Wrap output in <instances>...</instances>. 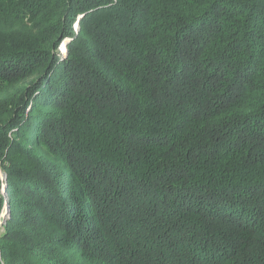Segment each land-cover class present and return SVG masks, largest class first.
Instances as JSON below:
<instances>
[{"label": "trees", "instance_id": "1", "mask_svg": "<svg viewBox=\"0 0 264 264\" xmlns=\"http://www.w3.org/2000/svg\"><path fill=\"white\" fill-rule=\"evenodd\" d=\"M0 169V264H264V0H0Z\"/></svg>", "mask_w": 264, "mask_h": 264}, {"label": "rangeland", "instance_id": "2", "mask_svg": "<svg viewBox=\"0 0 264 264\" xmlns=\"http://www.w3.org/2000/svg\"><path fill=\"white\" fill-rule=\"evenodd\" d=\"M78 19L81 20L82 16H79ZM73 29L74 30L78 29V23H75L73 25ZM69 42L71 43L70 40H67V41H63L59 44L57 51L59 52V54L62 58H71V49L68 47ZM9 137H12V135L9 134ZM0 177H1V179L4 178V175L1 171V169H0ZM0 198H2V202H3L2 207H1V214H0L1 215L0 232H1L3 226H5L7 224V220H9V216H10V207H9L10 194L7 192V186L5 183H1ZM36 222L37 221L29 222L30 225L28 227L24 228L23 232L18 234V239L21 240L24 248H25V242H29V241L33 240V238H37L41 235L40 233H41L42 226L41 225L37 226L35 224ZM238 231H240V233L237 235L238 237L240 235H242V233H243L244 235H246L244 237V239L247 238L249 230L246 231V230L241 228ZM45 241L47 242V238L45 239ZM52 249L54 251V248H52ZM1 261H2L1 262L2 264H5L4 260H1Z\"/></svg>", "mask_w": 264, "mask_h": 264}]
</instances>
